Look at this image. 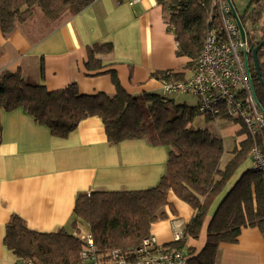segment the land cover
I'll return each mask as SVG.
<instances>
[{
    "label": "crops",
    "instance_id": "0c3cea01",
    "mask_svg": "<svg viewBox=\"0 0 264 264\" xmlns=\"http://www.w3.org/2000/svg\"><path fill=\"white\" fill-rule=\"evenodd\" d=\"M36 18L34 12L8 37L0 29V74L19 71L52 91L75 83L83 94L113 95L116 87L111 71H115L121 85L135 96L144 92L164 95L157 74L173 71L184 73L186 78L191 74L183 65L189 59L177 55L176 36L159 0H96L77 15L64 13L50 21L42 13L33 22ZM97 43H111L113 49L98 56L102 69L89 70V47ZM215 122L208 123L206 116L199 115L194 125L208 128L223 140L229 134L242 133L230 149L231 160L234 149L247 139L245 130L238 123ZM232 125L234 130L228 131ZM169 154L168 146L146 138L111 144L98 116L83 120L63 138L54 136L22 108L0 110V264L20 262L4 244L6 225L14 215L35 231L66 228L76 234L79 221L75 222L73 214L79 194L156 187L168 175ZM250 165L249 157L243 172ZM167 200V217L152 224L151 234L169 245L178 241V235L183 237L195 210L173 189ZM217 205L208 214L199 237L185 238L183 250L189 258L205 248ZM216 264H264V234L258 227H244L236 242L220 245Z\"/></svg>",
    "mask_w": 264,
    "mask_h": 264
},
{
    "label": "trees",
    "instance_id": "16d2710c",
    "mask_svg": "<svg viewBox=\"0 0 264 264\" xmlns=\"http://www.w3.org/2000/svg\"><path fill=\"white\" fill-rule=\"evenodd\" d=\"M95 1L0 0V29L8 37L18 24L34 15L36 7L48 20L55 21L64 13L77 15ZM159 1L169 28L175 33L177 54L187 57V67L192 69L203 51L207 30L214 23L209 22L210 13L214 14L215 10L213 0ZM253 2L257 4L254 11L257 23L264 12V4L261 0ZM241 20L244 25L245 19ZM262 30L261 41L264 40V27ZM261 41L251 39L252 48ZM112 49L111 43L90 46L86 67L102 69L98 56ZM258 58L264 80V46ZM111 74L116 87L113 95L83 94L75 83L52 91L19 71L0 74V110L10 112L22 108L36 122L47 126L54 136L65 138L83 120L98 116L111 144L146 138L170 148L168 175H164L156 187L95 190L78 195L73 214L75 222L86 223L87 233L93 237L99 253L105 255L113 248L136 247L150 236L152 224L167 217L165 207L170 189L195 210L184 228L183 237L169 244L177 249L185 247V238L199 237L208 214L218 203L208 226L206 246L198 255L189 258L190 264H216L220 245L236 242L244 227H258L264 234V177L259 171L248 168L243 172L251 152V139L247 138L240 148H235L233 157L222 168L224 140L208 128L194 125L199 116L197 105L177 104L158 93L132 95L121 85L116 72L111 71ZM156 76L175 80L186 78L184 73L173 71ZM254 86L264 106V88L257 72ZM206 118L208 122L217 121L213 116ZM239 175L234 187L227 192L229 184ZM77 234L66 228L56 232L35 231L28 228L20 216L14 215L6 225L4 244L19 258V264L23 260H31L33 264H78L83 241L82 234Z\"/></svg>",
    "mask_w": 264,
    "mask_h": 264
},
{
    "label": "built area",
    "instance_id": "2783aa9c",
    "mask_svg": "<svg viewBox=\"0 0 264 264\" xmlns=\"http://www.w3.org/2000/svg\"><path fill=\"white\" fill-rule=\"evenodd\" d=\"M231 2L213 0L215 10L210 13L209 22L214 23L207 30L203 51L191 75L184 80L164 78L161 82L166 96H195L199 115L241 124L252 141L250 169L264 177V106L254 86L256 68L251 39L246 30V37L242 38ZM181 238L178 235L177 239ZM82 241L78 264H190L183 249L162 244L152 234L136 247L113 248L105 255L99 253L90 234L82 236ZM21 264L33 262L23 260Z\"/></svg>",
    "mask_w": 264,
    "mask_h": 264
},
{
    "label": "rangeland",
    "instance_id": "374dc122",
    "mask_svg": "<svg viewBox=\"0 0 264 264\" xmlns=\"http://www.w3.org/2000/svg\"><path fill=\"white\" fill-rule=\"evenodd\" d=\"M232 2H233V5H234L237 13L240 15V17L242 19L247 18V21L244 22V26H245V30L247 32L248 37L250 39H255L258 42L261 41L262 36H263L262 28L264 27V12H262L261 16L258 18L257 23H255V22H253V16H254L253 14L257 8V4L255 2H253V0H232ZM42 13L43 12L39 7L35 8V17L37 15V18H38L39 16H41ZM37 18L34 19L33 22H36ZM180 57H184L186 60L188 59L185 56H180ZM183 65H184V69H186V71H188L190 69L189 67H187L188 66L187 61L184 62ZM188 74H190V70H189ZM168 97L170 99H172L177 104H184V105H187L188 107H194L197 105L196 97L191 95V94L175 93V94L168 95ZM201 118H203V117H201ZM208 123H211V122H208ZM228 123H231V122H226V121H221V120H217L215 122V124H226V125H228ZM211 125L212 124H208V126L210 128H211ZM239 125H241V124H239ZM233 126L234 125H232L228 129V131L230 129L234 130ZM240 134H242V133L239 132L238 134H234V136H232V134L225 136V138H224L225 154L222 157L221 163H223V164L226 163V161H228L230 159V157L232 156L231 150L236 145L235 144L236 141L239 140L238 137L241 136ZM76 228H77V232H78L77 235L80 236L83 233L81 235V237L86 235L88 232V231H86L88 227H87L86 223L83 221H82V223L80 221L79 224L76 225Z\"/></svg>",
    "mask_w": 264,
    "mask_h": 264
},
{
    "label": "water",
    "instance_id": "95a60500",
    "mask_svg": "<svg viewBox=\"0 0 264 264\" xmlns=\"http://www.w3.org/2000/svg\"><path fill=\"white\" fill-rule=\"evenodd\" d=\"M232 7H233L234 17L236 18V21L238 22V25H239V28H240V31H241V34H242V38L245 39V37H246L245 27H244L241 19L239 18L238 13H237L236 9L234 8L233 4H232ZM263 46H264V40H262L256 47L253 48L252 57H253V61H254V64H255V68H256V72H257L258 78H259V80H260V82H261V84H262V86L264 88V80L262 78V73H261L260 63H259V58H258V52Z\"/></svg>",
    "mask_w": 264,
    "mask_h": 264
},
{
    "label": "flooded vegetation",
    "instance_id": "af4514ba",
    "mask_svg": "<svg viewBox=\"0 0 264 264\" xmlns=\"http://www.w3.org/2000/svg\"><path fill=\"white\" fill-rule=\"evenodd\" d=\"M261 3L264 4V0H261ZM253 15H254L253 16V22H255L254 19H255L256 15H255V13ZM244 19H245V21H247V18H244Z\"/></svg>",
    "mask_w": 264,
    "mask_h": 264
}]
</instances>
